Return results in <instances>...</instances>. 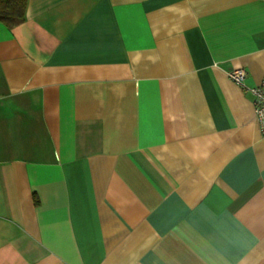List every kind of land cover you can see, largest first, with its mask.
Wrapping results in <instances>:
<instances>
[{"label":"crops","instance_id":"crops-1","mask_svg":"<svg viewBox=\"0 0 264 264\" xmlns=\"http://www.w3.org/2000/svg\"><path fill=\"white\" fill-rule=\"evenodd\" d=\"M262 78L264 0H27L0 23V264H264Z\"/></svg>","mask_w":264,"mask_h":264},{"label":"built area","instance_id":"built-area-1","mask_svg":"<svg viewBox=\"0 0 264 264\" xmlns=\"http://www.w3.org/2000/svg\"><path fill=\"white\" fill-rule=\"evenodd\" d=\"M228 78L235 85L244 88V80L246 78V71L242 68H235L228 73ZM253 95V109L255 117L260 124L262 132H264V78L261 83L250 89Z\"/></svg>","mask_w":264,"mask_h":264},{"label":"trees","instance_id":"trees-1","mask_svg":"<svg viewBox=\"0 0 264 264\" xmlns=\"http://www.w3.org/2000/svg\"><path fill=\"white\" fill-rule=\"evenodd\" d=\"M27 0H0V23L16 27L25 19Z\"/></svg>","mask_w":264,"mask_h":264}]
</instances>
